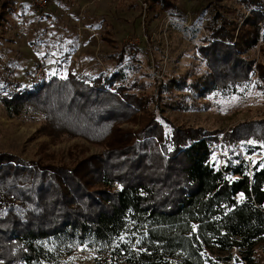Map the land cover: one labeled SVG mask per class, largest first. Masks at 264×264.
I'll use <instances>...</instances> for the list:
<instances>
[{"label": "trees", "instance_id": "trees-1", "mask_svg": "<svg viewBox=\"0 0 264 264\" xmlns=\"http://www.w3.org/2000/svg\"><path fill=\"white\" fill-rule=\"evenodd\" d=\"M11 9L5 2L0 18ZM212 10L186 73L152 84L124 49L97 73L8 82L0 100L10 117L100 152L28 160L0 151V264L254 261L264 242V119L224 133L164 112L206 110L200 98L264 87V61L251 54L264 53V0H215ZM68 238L88 250L60 247Z\"/></svg>", "mask_w": 264, "mask_h": 264}, {"label": "rangeland", "instance_id": "rangeland-1", "mask_svg": "<svg viewBox=\"0 0 264 264\" xmlns=\"http://www.w3.org/2000/svg\"><path fill=\"white\" fill-rule=\"evenodd\" d=\"M156 1L48 0L43 8L30 0H0V13L5 2L12 8L5 19L0 18V96L13 88L8 82L30 86L34 80L69 71L97 73L113 66V55L124 49L130 53L127 57L135 53L140 58L142 77L152 84L164 74L195 69L197 46L206 34L204 25L213 15L215 0H165L174 6L172 10ZM251 54L264 61V53ZM199 100L209 108L165 107V115L177 124L225 129L224 133L242 122L264 119V87ZM40 126L41 121L10 117L0 100V151L28 160L65 158L72 149L100 152L81 138L56 143L38 132ZM76 240H62L60 247L88 250ZM263 243L253 262L241 259L228 264H264Z\"/></svg>", "mask_w": 264, "mask_h": 264}, {"label": "built area", "instance_id": "built-area-1", "mask_svg": "<svg viewBox=\"0 0 264 264\" xmlns=\"http://www.w3.org/2000/svg\"><path fill=\"white\" fill-rule=\"evenodd\" d=\"M31 3L36 7H45L48 3V0H30Z\"/></svg>", "mask_w": 264, "mask_h": 264}]
</instances>
